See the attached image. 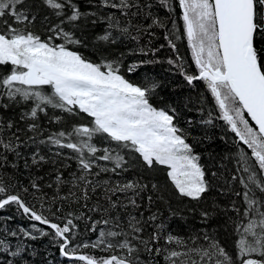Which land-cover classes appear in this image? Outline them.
I'll return each mask as SVG.
<instances>
[{
	"label": "snow or ice",
	"instance_id": "snow-or-ice-1",
	"mask_svg": "<svg viewBox=\"0 0 264 264\" xmlns=\"http://www.w3.org/2000/svg\"><path fill=\"white\" fill-rule=\"evenodd\" d=\"M0 264H264V0H0Z\"/></svg>",
	"mask_w": 264,
	"mask_h": 264
}]
</instances>
